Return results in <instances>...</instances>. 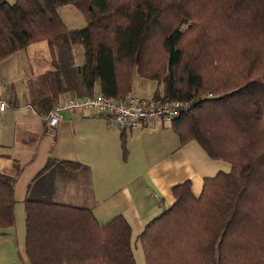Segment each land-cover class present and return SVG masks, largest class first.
Wrapping results in <instances>:
<instances>
[{"label": "trees", "instance_id": "16d2710c", "mask_svg": "<svg viewBox=\"0 0 264 264\" xmlns=\"http://www.w3.org/2000/svg\"><path fill=\"white\" fill-rule=\"evenodd\" d=\"M66 4L84 26L66 27ZM39 40L53 65L47 113L97 83L125 98L139 76L163 85L152 104L191 103L171 121L181 144L231 166L204 177L198 195L188 180L172 188L175 202L138 235L145 264H264V0H0V61ZM13 188L0 173V235L14 224ZM24 223L29 264H137L123 215L101 223L89 207L27 198Z\"/></svg>", "mask_w": 264, "mask_h": 264}, {"label": "crops", "instance_id": "0c3cea01", "mask_svg": "<svg viewBox=\"0 0 264 264\" xmlns=\"http://www.w3.org/2000/svg\"><path fill=\"white\" fill-rule=\"evenodd\" d=\"M72 10L66 9L76 15ZM83 61L80 53L75 64ZM51 70L46 40L0 61V101L5 103L0 110V173L14 177L15 198L14 224L0 235V264H29L24 247L27 198L89 207L101 223L123 215L137 239L149 221L175 202V185L188 180L198 195L204 177L230 170L228 162L210 159L197 142L181 144L171 121L155 119L120 130L105 114L88 110L63 112L61 121L47 129L52 102L44 75ZM149 81L135 76L130 92L148 105L163 91L161 83ZM48 160L53 163L44 169Z\"/></svg>", "mask_w": 264, "mask_h": 264}, {"label": "built area", "instance_id": "2783aa9c", "mask_svg": "<svg viewBox=\"0 0 264 264\" xmlns=\"http://www.w3.org/2000/svg\"><path fill=\"white\" fill-rule=\"evenodd\" d=\"M190 104L189 101H171L148 105L135 94L122 99L109 98L101 92L83 97L71 94L60 99L48 111L46 126L47 129H53L61 121L63 112L75 114L89 110L105 114L118 129L125 130L155 119L172 121L188 109ZM4 107L5 103L0 101V110Z\"/></svg>", "mask_w": 264, "mask_h": 264}, {"label": "rangeland", "instance_id": "374dc122", "mask_svg": "<svg viewBox=\"0 0 264 264\" xmlns=\"http://www.w3.org/2000/svg\"><path fill=\"white\" fill-rule=\"evenodd\" d=\"M9 2H12L13 0H7ZM67 8L70 9H74L72 11H74V13H76V15H71L70 11H66ZM58 10V14L61 18H63L62 20L64 21L66 27L69 28H80L82 26H84L86 24V18L83 15V13L74 5V4H66V5H61L57 8ZM61 14V15H60ZM77 17V18H76ZM73 52H74V57H75V61L76 63H79V54L81 53V57L83 58V52H82V48L80 45H74L73 46ZM149 81V80H148ZM151 82V81H149ZM133 93H130L129 95H131ZM205 96L207 97H211L210 93L205 94ZM131 244H132V249H133V253L136 259V263L137 264H145V258L143 255V251L141 248V244L139 242V240L132 238L131 240Z\"/></svg>", "mask_w": 264, "mask_h": 264}]
</instances>
